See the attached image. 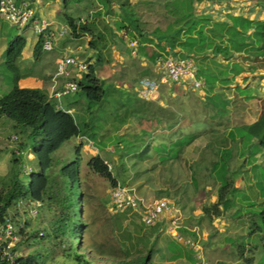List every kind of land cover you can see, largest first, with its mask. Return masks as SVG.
<instances>
[{"label": "rangeland", "instance_id": "obj_1", "mask_svg": "<svg viewBox=\"0 0 264 264\" xmlns=\"http://www.w3.org/2000/svg\"><path fill=\"white\" fill-rule=\"evenodd\" d=\"M26 1L32 3V8L40 17L50 20L53 18L55 23L50 24L56 31L64 26L70 28L64 14L72 15L76 20L95 21L102 30L104 23L101 20L105 19L114 32L117 31L115 22L118 16L115 13H107L104 9L102 15H97L102 8L98 0ZM117 1L114 0L113 10L120 12ZM259 1L196 0L194 5L197 13L204 11L216 19L226 18L229 12L261 19L264 18V10L257 6ZM130 2L135 5L136 13L150 30L157 26L165 28L172 20L166 15V0H152L150 4H146L144 0ZM19 33L27 37L25 59L18 62L22 73L26 68H32L33 71L42 68L43 73H46L51 70L56 56L65 53L93 61L89 33L80 37L71 33L65 35L61 37L66 40V43L62 44L63 47L56 44L54 50L44 51L42 56L36 59L33 50L39 33L35 31L34 26L28 25L20 29L0 19V96L13 85V72L6 68L4 53L8 42ZM117 34L125 40L124 44L113 33L112 37L114 36L116 42H109L112 44L110 47L116 46L118 49V46L122 49V55L128 54L131 37H126L125 31H119ZM108 35L111 36L109 31ZM71 50L73 52H70ZM154 51L153 45H149L146 57L155 60ZM245 55L247 54L244 52L237 55V58L241 59ZM246 64L248 66V63ZM250 64L255 68L254 73L247 82L242 79L239 81L245 88H254L251 93L253 96L248 98L247 94L239 95L234 88L236 84L225 89L218 87L217 92L220 91L230 99L231 112L226 117L216 118L212 117L213 109L209 105L211 102L208 98H203L201 90L192 89L186 83H174L164 73H161L162 76L159 74L158 77H153L159 83V90L153 99L144 100L135 93L141 78L135 74V68H127L125 61L123 64L117 61L115 64L105 63L106 66L98 67V76L104 78L106 96L102 102H94L90 110H87L88 98L81 96L83 101L82 98L79 99L81 102L75 113L81 126L89 122L88 127L83 128L86 136L92 139L87 140L82 136L80 139L83 143L77 137L66 141L52 155L54 163L49 171L51 179L53 176L60 178L58 172L61 167L75 160L80 154V207L87 226L78 245L79 250L92 260L93 264H140L141 255L148 253L151 248L155 264H196L199 261L206 264H216L220 261L237 264L263 263V235L251 231L256 227V223L262 224L260 212L264 209V149L259 144H252L243 152V145L231 140L232 127L245 123V119H257L264 109V57ZM124 69H127L126 73ZM160 70L162 71L159 68ZM128 74L133 76L132 81H128ZM125 83L133 88V93L122 88ZM78 97L79 95L74 93L64 98H67V101ZM62 101L63 99L61 106L65 107ZM152 101L163 106L164 111L150 116V110H155ZM157 115L160 116L159 121L155 118ZM23 128L8 117H0V188L3 182L8 180L13 169H18L20 179L26 187L31 174L40 171L39 161L27 137L28 132ZM93 133L96 135L92 136ZM188 134H194L196 138L192 144L185 146L180 155L181 160H172L166 164L167 153L164 144ZM258 149L259 152L255 156L254 153ZM15 153L20 158L18 164L14 162ZM98 154L108 164L118 185L133 189L145 204L165 197L160 193L161 190L170 189L172 195L167 198L174 203L176 214L172 217L166 214L162 218L164 221L158 226L154 225L155 229L154 226L143 225L137 212L127 211L123 214L122 210L115 211L111 203V193L115 186L113 181L88 166L90 158ZM226 159H229V170L237 172L234 180L239 189L233 193V208L221 217L216 226L204 214L203 206L219 201V186L223 181V173L227 172L223 171ZM216 160L221 162L217 169L214 166L212 168V162ZM30 203L21 201L19 206L10 210L11 214L18 213L20 225L24 226L23 223L27 219L30 221L29 229L33 234L29 242L20 247L23 255H35L39 264H75L67 251V236L56 238L51 230L60 214L56 202L49 206V202L45 201L37 217L29 215ZM238 209L240 212L235 214ZM177 226L178 232L183 236L198 240L202 247V257L197 254L195 256L193 249L191 252V249L183 245V255L180 257L183 259L169 260L175 249L169 250L168 246H182L178 238L169 231L170 227ZM39 230L45 233L44 239L38 236ZM249 233L253 234L252 238ZM61 240L64 243L60 244ZM257 244L261 248L255 247ZM242 245L246 247L244 255L241 256ZM251 256L253 260L249 263L246 259Z\"/></svg>", "mask_w": 264, "mask_h": 264}, {"label": "trees", "instance_id": "obj_2", "mask_svg": "<svg viewBox=\"0 0 264 264\" xmlns=\"http://www.w3.org/2000/svg\"><path fill=\"white\" fill-rule=\"evenodd\" d=\"M23 1L16 0L17 4ZM98 1L102 4V8L97 12V15H102V9H104L107 13H115L118 16L115 22L116 32L105 19L101 21L104 23V30L107 31L100 29L95 21L76 20L72 15L64 14L73 35L76 37H80L85 33L91 35L90 45L95 51V61L90 65L89 71L78 80L79 89L76 92L79 95L78 100L82 98L81 96L88 98L87 110L92 108L94 102H102L106 96L105 82L98 76V67L104 63L105 53H110V45L112 44L109 42L112 41L114 44L116 42L114 36L112 37L113 33L121 42L124 41L120 34H117L119 31H125L126 37L130 36L131 40H137L136 46L140 53L145 52L149 45H153L156 61L160 57L193 58L198 67L197 76L205 82L202 92L211 102L209 105L213 109L212 117L214 118L226 117L231 112L229 109L230 99L223 96L220 91L217 92L218 87L225 89L236 84L235 90H237V93H247L248 98L253 96L250 95L251 90L241 86L239 80L242 79L247 82L250 75L255 71L250 63L264 57V18H251L246 14L229 12L226 18L216 19L213 15L204 11L197 13L194 5L196 0H166V15L172 20L165 28L157 26L150 30L136 13L135 5L133 6L130 0L117 1L120 12L113 10L114 0ZM144 2L150 4L152 0H144ZM257 6L264 10V0H260ZM36 17L38 16L36 15ZM108 31L111 36L108 35ZM43 41V34H39L33 50L36 59L44 53ZM26 45L27 37L22 33L17 34L7 44L4 58L6 68L13 72V85L9 91L0 96V117H8L17 126L22 125L24 131L27 130V137L30 139L31 149H33V153L39 161L40 171L31 174L26 187L20 179L18 169H13L8 180L4 181L2 188H0V221L10 214L13 207L19 206L21 201L42 202L38 215L33 217L39 216L45 201L49 202V206L52 202H56L57 208H60V214L51 229L52 233L56 238L67 236L66 242L69 243L67 251L73 257L75 264H93L92 260L79 250L80 245H78L87 226L83 221L80 207L82 204L80 154L75 160L61 167L58 172L60 178L53 176L51 179L49 174L54 163L52 156L54 152L60 149L66 141L86 135L84 128L88 127L89 122H85L81 126L76 114L65 107L58 106V101L49 96L46 88L21 87L19 85L22 71L18 67V62ZM244 52L247 55L238 59L237 55ZM246 63H248V66ZM147 73L149 72L145 71L143 75H147ZM136 95L139 97L137 93ZM80 102L81 100H79ZM153 107H155V110H150L152 111L150 116H155L164 111L163 106L155 104V102H153ZM155 118L157 121L160 120L159 115ZM232 130L233 138L231 137V140L234 143L240 142L243 145V152L245 149H249L252 144L253 146L259 144L264 149V109L255 121L238 123ZM94 135L96 133H93L92 136ZM195 138L196 135L188 134L176 138L171 143L164 144L167 153L166 164L172 160H181L180 155L183 153L185 146L192 144ZM90 139L92 138L90 137ZM79 149L80 146L78 152ZM258 152L259 149L254 155L256 156ZM14 162L20 163L17 153H15ZM220 163L219 160L213 161L212 168L214 166L217 169ZM88 166L101 176L111 179L115 185L114 187L118 185L117 180L109 170L108 164L99 154L90 158ZM226 170L227 172H225L226 174L223 173V181L219 186V201L203 206L204 214L211 222L223 217L227 211L233 208V193L239 189L234 180L237 172L229 170V159L224 160L223 171ZM160 193L166 197L172 195L168 188L161 190ZM125 212L127 211H123V214ZM237 212H240V209L235 214ZM260 215L262 216V224L256 223V227L251 233L260 232L261 236L263 235L261 242L264 248V209L260 212ZM15 218L20 220L17 219L18 213H16ZM142 224L144 225L143 222ZM159 224L160 222L157 226ZM29 226L30 221L27 219L21 229L24 237L20 247L23 243H28L33 234ZM40 232L43 231L39 230L37 232L38 236L44 239L45 233L43 232V235H40ZM250 236L252 238L253 234ZM61 243L64 242L61 240ZM180 244L182 246L180 245L177 248L175 245L170 246L171 248L168 246L169 250L175 249L169 260L182 257L181 247L183 248L185 244L182 241ZM185 246L191 249L189 246ZM245 247L246 245H242L240 249L241 256L244 255ZM255 247H260V245L257 244ZM178 248L180 249L177 250ZM152 253L151 248L148 253L142 254L140 264H155L152 260ZM261 259L264 260V256ZM246 260L251 263L253 256L248 257ZM17 264L39 263L35 255L28 254L20 258ZM216 264L237 263L220 261ZM261 264H264V261Z\"/></svg>", "mask_w": 264, "mask_h": 264}, {"label": "built area", "instance_id": "obj_3", "mask_svg": "<svg viewBox=\"0 0 264 264\" xmlns=\"http://www.w3.org/2000/svg\"><path fill=\"white\" fill-rule=\"evenodd\" d=\"M0 19L20 29L28 25L34 26L35 31L44 36V51L54 50L58 39L71 33V29L66 26L59 31L53 30L50 22L36 17L35 10L27 1L17 4L16 0H0ZM130 45L136 46L137 40H131ZM158 64L165 76L173 82L186 83L195 90L204 86V80L197 76L198 67L193 58L160 57ZM90 65V61L72 53H65L59 57L56 73L52 78L50 97L61 100L63 97L77 92L79 89L78 80L89 71ZM138 85V96L146 100L153 99L154 94L159 90L158 80L151 77L140 78ZM111 201L117 211L130 209L139 212L141 220L146 226L156 225L166 214L169 217L176 214L170 199L162 197L145 204L144 200L127 186H116L111 193ZM29 205V215H38L42 202L32 201ZM23 224L25 225V221ZM23 227L20 225V220H16L15 215L11 213L0 221V264H17L18 260L24 257L20 248L24 237L21 232ZM169 230L177 234L176 227H170ZM40 235H43V232H40ZM179 240H184L196 251L198 257H202V248L198 242L184 239L181 236ZM197 264H206V262L199 261Z\"/></svg>", "mask_w": 264, "mask_h": 264}, {"label": "crops", "instance_id": "obj_4", "mask_svg": "<svg viewBox=\"0 0 264 264\" xmlns=\"http://www.w3.org/2000/svg\"><path fill=\"white\" fill-rule=\"evenodd\" d=\"M36 1L39 2L40 0H36ZM36 15L38 16V18L44 19V20H46L48 22H51V23H55V21H54L53 18L51 20L50 19L42 18V17H40L38 15V12H36ZM49 15H51V13ZM124 41L122 42L123 44H124ZM63 43H66V40L64 38H59L56 44L59 45L60 47H63V45H62ZM115 47L116 46H113V47L111 46L110 53L109 54L108 53L105 54V56H104V63L101 64L100 67L106 66V65H104L105 63L115 64L118 61L119 63H122L123 64L124 61H125L126 65H127V68H128V66H132V68H135V71H136L135 74L138 75V76H141V77H143V76H149V77H154L155 76V77H158L159 74H160V76H162L161 73H163V71H161V70L159 71V64L157 63L156 60H151L148 57H146L147 56V54H146L147 52L146 51L140 53V52H138L137 46H131L129 44V47H130V50H128L129 53L128 54L126 53L125 55L123 53V55H122L121 54L122 49L120 47H118V46H117L118 49H116ZM70 52H73V50H71ZM24 55H25V50L23 51V55L21 57L22 60L25 59V56ZM91 55L93 57V61H95V51L94 50L92 51ZM61 56L62 55H57L56 56L55 62H52V66H51L52 68H51V70H49L46 73H43L42 68H41V70L39 69V70H34V71H33L32 68H30V69L26 68V71L25 72L23 71V73H21V79L19 81V85L21 87H39V88H46L47 90H50L51 85H52V78L54 77V75L56 73L57 60ZM49 69H50V67H49ZM124 71L126 73L127 69H124ZM145 71H148L149 73H147V75H143V73ZM35 72H37V73H35ZM99 72L100 71L98 70V73ZM127 76H128V78H127L128 81H132L133 76H130V74L126 75V77ZM131 77H132V79H131ZM100 78L101 79H104L103 76L100 77ZM109 83H111V82H109ZM116 86L117 87H120L119 85H116ZM243 87H246V86H243ZM122 88L123 89H126V90H128V91H130V92L133 93V90H132L133 88L128 87V84L127 83H125L124 87H122ZM248 89H250L251 92L254 91V88L253 89L252 88H248ZM202 91L203 90H201V93H203ZM251 92H250V95H251ZM135 93H137L136 92V89H135ZM238 94L239 95H246L247 93L246 94H240V93H238ZM248 94H249V92H248ZM203 96H204L203 98H205V93H203ZM66 99L63 98V101H62L63 102V105H65V108H68V110L70 112H72V113H76L77 108H79V100L78 99H74V100H72V99L69 100L68 99L66 101ZM82 101H83V98H82ZM255 120L256 119H245L244 121L247 123V122H251V121H255ZM232 129H233V127H232ZM84 138H86L87 140H90L89 137L86 136V135H85ZM81 141L83 143V140H81ZM163 190H166V188L163 189ZM220 219H221V217L220 218H217L216 220L213 221L216 226H217V222H219ZM179 259H183V258H179Z\"/></svg>", "mask_w": 264, "mask_h": 264}, {"label": "clouds", "instance_id": "obj_5", "mask_svg": "<svg viewBox=\"0 0 264 264\" xmlns=\"http://www.w3.org/2000/svg\"><path fill=\"white\" fill-rule=\"evenodd\" d=\"M24 1H26V0H24ZM27 2H29V1H27ZM31 4V3H30ZM35 14H36V12H35ZM71 34H72V32H71ZM67 36V35H66ZM159 59V58H158ZM88 61V60H87ZM91 62V64L92 63H94V61H90ZM157 63H158V60H157ZM84 76V75H83ZM143 77H149V76H143ZM142 78V77H141ZM151 78H153V77H151ZM155 79V78H154ZM176 83V82H175ZM204 84H205V82H204ZM183 85V84H182ZM205 86V85H204ZM203 86V87H204ZM203 87L201 88V89H199V90H202L203 89ZM48 92L50 93V90H48ZM137 92V91H136ZM76 93V92H75ZM74 94V93H73ZM50 96V95H49ZM64 98V97H63ZM62 98V99H63ZM53 99H55V98H53ZM143 99V98H142ZM57 101H58V106H61V100H58V99H56ZM144 100H146V99H144ZM150 100V99H149ZM60 103V104H59ZM62 107V106H61ZM80 137H82V136H80ZM80 137H77V138H80ZM84 137H85V135H84ZM90 139V138H89ZM119 185H122V184H119ZM118 186V185H117ZM122 186H124V185H122ZM115 188V187H114ZM113 188V189H114ZM162 198V197H161ZM165 198H167V197H165ZM159 199V198H158ZM169 199V198H168ZM172 202V201H171ZM111 203H112V201H111ZM172 204L174 205V203L172 202ZM113 205V204H112ZM113 207H114V205H113ZM174 207H175V205H174ZM114 209H115V207H114ZM115 211H117V210H115ZM123 211H133V210H123ZM133 212H137V211H133ZM139 213V212H138ZM140 214V213H139ZM141 216V215H140ZM165 217V216H164ZM142 221V220H141ZM163 220H161L160 222H162ZM159 223V222H158ZM157 223V224H158ZM145 225V224H144ZM146 226V225H145ZM146 227H153V226H146ZM179 226H177L176 227V232H177V234H174L173 232H171L170 230V232H171V234L174 236V237H176V238H178V241L179 242H183L185 245H187V246H189L191 249H193L188 243H186L184 240H179V237L181 236V237H183L184 239H190V240H193V241H195V242H198V240L196 241L195 239H193V238H191V237H185V236H183L182 234H180L179 232H178V230H177V228H178ZM199 243V242H198ZM202 248V247H201ZM194 250V249H193ZM201 252H202V249H201ZM196 251L194 250V255L196 256ZM196 264H197V262H196Z\"/></svg>", "mask_w": 264, "mask_h": 264}]
</instances>
